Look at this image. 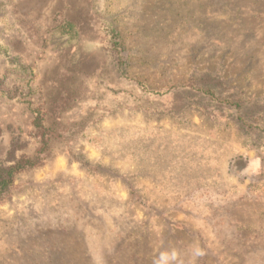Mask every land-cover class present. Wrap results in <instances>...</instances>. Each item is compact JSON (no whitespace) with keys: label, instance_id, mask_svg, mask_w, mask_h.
Here are the masks:
<instances>
[{"label":"rangeland","instance_id":"1","mask_svg":"<svg viewBox=\"0 0 264 264\" xmlns=\"http://www.w3.org/2000/svg\"><path fill=\"white\" fill-rule=\"evenodd\" d=\"M12 148L0 264H264V0H0Z\"/></svg>","mask_w":264,"mask_h":264},{"label":"trees","instance_id":"2","mask_svg":"<svg viewBox=\"0 0 264 264\" xmlns=\"http://www.w3.org/2000/svg\"><path fill=\"white\" fill-rule=\"evenodd\" d=\"M35 134L40 136L44 147L47 146L48 139L45 137L48 129H46L45 124L43 123L42 117L40 114L34 119ZM45 150V149H44ZM7 162H11L7 164ZM34 164L33 158L26 156L17 157L15 148H12L7 159H0V201L4 198H7L11 194V189L15 181V175L18 171L28 166ZM246 169L238 165L237 167L231 169V171L237 175L244 174Z\"/></svg>","mask_w":264,"mask_h":264},{"label":"crops","instance_id":"3","mask_svg":"<svg viewBox=\"0 0 264 264\" xmlns=\"http://www.w3.org/2000/svg\"><path fill=\"white\" fill-rule=\"evenodd\" d=\"M245 172V171H244Z\"/></svg>","mask_w":264,"mask_h":264}]
</instances>
